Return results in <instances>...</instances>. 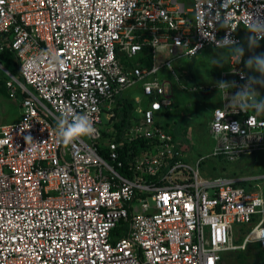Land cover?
Masks as SVG:
<instances>
[{"label":"built area","instance_id":"1","mask_svg":"<svg viewBox=\"0 0 264 264\" xmlns=\"http://www.w3.org/2000/svg\"><path fill=\"white\" fill-rule=\"evenodd\" d=\"M261 6L0 0V70L20 109L18 121L0 126V264H222L249 244L264 249V175L201 177L202 159L193 168L170 130L184 117V94L220 91L211 156L237 162L264 151V115L239 110L236 89L194 83L173 65L231 50L225 37L241 46ZM7 50L19 75L1 62ZM33 60L37 68L22 71ZM248 75L235 55L221 81L243 85ZM64 108L89 114L95 132L58 143ZM126 108L130 123L119 129ZM237 224L251 227L241 246Z\"/></svg>","mask_w":264,"mask_h":264},{"label":"rangeland","instance_id":"2","mask_svg":"<svg viewBox=\"0 0 264 264\" xmlns=\"http://www.w3.org/2000/svg\"><path fill=\"white\" fill-rule=\"evenodd\" d=\"M248 33L243 35V42L241 46L245 49L243 59L246 60L248 56L264 53V42H261L259 47L256 49H249L247 44ZM235 54L232 50H218L208 48L203 51L198 57L194 59L185 60H174V67L177 71L189 73L192 77V81L200 83L205 79H216L218 72L220 73L223 69L229 68L231 57ZM2 58V57H1ZM14 74L19 75V70H14L7 66ZM221 67V69H220ZM251 75L259 76V73L252 69H249ZM4 73L0 70V78H4ZM203 84V83H202ZM216 85L217 83H209ZM257 91L264 95V88L255 85ZM199 96V95H197ZM194 97L188 94L182 96L183 106L186 110H180L179 115L184 114L181 120L172 122L170 130L173 132L174 137L178 142L184 143L187 150V161L193 167L197 168V161L202 159L200 164V174L204 178H214L218 176H228L232 174V170L236 171L239 175L247 177H257L264 175V151L256 154L252 157L244 156L237 162H226L223 159L212 157L211 153L215 147V141L210 134L209 121L211 117V111L204 109L201 104L198 105L196 117L192 114L194 107L191 106V101ZM196 98V97H195ZM200 100L203 103L210 105L215 109L221 106V96L216 92L214 95H208L206 97L200 96ZM206 98V99H205ZM201 106V107H200ZM191 113L190 116H187ZM20 109L19 102L11 100L7 96L6 90L3 88L2 83L0 84V126L13 123L19 120ZM194 118V119H193ZM251 227L247 225L237 224L235 229V243L241 246L246 233ZM222 264H264V254L258 246L249 244L245 248H239L234 251H230L224 254Z\"/></svg>","mask_w":264,"mask_h":264},{"label":"clouds","instance_id":"3","mask_svg":"<svg viewBox=\"0 0 264 264\" xmlns=\"http://www.w3.org/2000/svg\"><path fill=\"white\" fill-rule=\"evenodd\" d=\"M238 0H229V4H237ZM224 5H222L223 7ZM264 7V6H261ZM226 20L230 21L231 17L226 16ZM245 31L248 33L246 40L249 49H256L260 42L264 41V15L260 12L249 13V19L245 23ZM227 43L225 47L231 48L232 52L242 58L245 54L243 46L235 45L231 37H225ZM62 65L63 61H59ZM245 67L259 73V76L248 75L247 83L237 85L234 81H220L218 87L220 89H236L232 100L236 102V107L243 111H251L256 115H264V95L257 91V85L264 88V53L250 55L244 60ZM37 61L33 60L29 64L22 66V71L37 68ZM259 96L260 99H256ZM219 111V110H218ZM60 119L54 129V135L58 143L68 146L83 137L91 136L95 129L91 117L87 113H77L71 108H64L60 114ZM31 142V138L27 140Z\"/></svg>","mask_w":264,"mask_h":264},{"label":"trees","instance_id":"4","mask_svg":"<svg viewBox=\"0 0 264 264\" xmlns=\"http://www.w3.org/2000/svg\"><path fill=\"white\" fill-rule=\"evenodd\" d=\"M2 58H1V62L7 67V66H9V67H11V68H15L14 70H19V62H18V60H17V58H16V56H15V54L14 53H12L11 51H5L3 54H2V56H1ZM8 68V67H7ZM11 71V70H10ZM250 75H251V73H250ZM21 78V77H20ZM193 82L194 83H198V82H196L195 80H193ZM2 83V85H3V88L6 90V92H7V96L9 97V95H8V90H7V87H6V84H5V79L4 78H0V84ZM197 95H201V94H196V95H193V97H196ZM207 96V95H206ZM205 96V97H206ZM206 99V98H205ZM196 104H201V105H203V104H205V103H203V101L201 100V101H198ZM130 106H131V104H130ZM130 106H128V108H130ZM128 108H126L123 112H122V117H123V121H122V123L119 125V124H117V127L119 128V129H121L122 127H124L123 125H127V124H129L130 122L129 121H127L126 120V117H127V119H128V115H129V113H130V111L129 110H127ZM212 107H208V109L211 111L212 109H211ZM184 109L186 110L187 108H185V106H184ZM204 109H206V108H204ZM195 110H197V109H195ZM195 113H197V111H194ZM194 112H193V114H194ZM211 114V113H210ZM211 118V117H210ZM177 121V120H176ZM176 121H174V122H176ZM123 129V128H122ZM254 245H256V246H258L259 247V249L260 250H262V252H263V254H264V249H262L258 244H254Z\"/></svg>","mask_w":264,"mask_h":264},{"label":"crops","instance_id":"5","mask_svg":"<svg viewBox=\"0 0 264 264\" xmlns=\"http://www.w3.org/2000/svg\"><path fill=\"white\" fill-rule=\"evenodd\" d=\"M224 50H230V49H224ZM220 69H221V67H220ZM227 69H228V68H227ZM227 69H225V70H227ZM225 70L223 69L220 73L218 72V77H217L216 79H214V76H213V79H211V78H210V79H205V80H203V81L200 82V83H201V84L203 83L204 85H207V84L212 83V82H213V83H217V84H219V82L221 81V73H222L223 71H225ZM218 94L221 96V92H220V91L218 92ZM200 96L205 97L206 94H201V95H199V96H196V98L194 97V98L192 99V101H191V103H192L191 106L194 107V108L197 109V110H198V104H196V103H197L198 101H201L200 98H199ZM207 96H208V95H207ZM221 99H222V98H221ZM220 103L222 104V100H220ZM209 106H210V105H209ZM209 106H208V104H206V103L202 105L203 108H206V107H209ZM200 107H201V106H200ZM210 107H211V106H210ZM195 109H194V111H197V110H195ZM206 109H207V108H206ZM194 114H197V113L194 112ZM194 114H192V117H193ZM195 117H196V115H194V118H195ZM194 118H193V119H194ZM228 176H236V177H238V178H244V177H247V176H244V175H242V174L239 175V174H238L236 171H234V170H232V174H231V175H228ZM243 184H245V185L248 184V185H249L250 183H243Z\"/></svg>","mask_w":264,"mask_h":264}]
</instances>
